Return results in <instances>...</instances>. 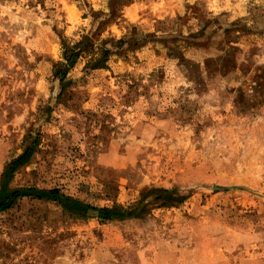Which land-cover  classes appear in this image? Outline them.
I'll list each match as a JSON object with an SVG mask.
<instances>
[{
    "label": "rangeland",
    "instance_id": "374dc122",
    "mask_svg": "<svg viewBox=\"0 0 264 264\" xmlns=\"http://www.w3.org/2000/svg\"><path fill=\"white\" fill-rule=\"evenodd\" d=\"M18 189L96 210L14 199L0 264H264V0H0Z\"/></svg>",
    "mask_w": 264,
    "mask_h": 264
},
{
    "label": "trees",
    "instance_id": "16d2710c",
    "mask_svg": "<svg viewBox=\"0 0 264 264\" xmlns=\"http://www.w3.org/2000/svg\"><path fill=\"white\" fill-rule=\"evenodd\" d=\"M65 54L67 56V52ZM58 73L59 71L55 75L57 76ZM34 145H35V142L32 143V146ZM31 154H32V147H27L21 155H19L17 158L12 160L10 164H8L6 175L12 174L16 168L23 166L29 160V158L31 157ZM3 178L5 179V177ZM32 193H34V195H37L39 198L52 197L54 199H60V203L64 206V208L67 211L72 212L73 214H77V215L84 214V213L86 214L87 210L89 209L96 210L95 208H91L87 205H83L82 203L76 200H71L69 198H63L62 196L58 197L57 190H52L49 192H40L34 189H18V190H13L10 193L7 202H5L4 204H0V211H4L8 209L14 199L20 196L24 197V196L33 195ZM130 213L132 214V212ZM128 215H129V212H125L124 210H116V209L108 210L107 208H104L98 212V218H100L101 220H114L115 216L118 218L121 216H128Z\"/></svg>",
    "mask_w": 264,
    "mask_h": 264
}]
</instances>
